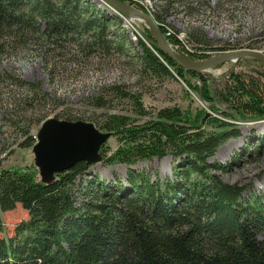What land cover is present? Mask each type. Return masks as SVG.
Masks as SVG:
<instances>
[{
	"label": "trees",
	"instance_id": "1",
	"mask_svg": "<svg viewBox=\"0 0 264 264\" xmlns=\"http://www.w3.org/2000/svg\"><path fill=\"white\" fill-rule=\"evenodd\" d=\"M175 1L179 0H165L157 12L141 8L152 14L181 54L203 59L213 51L239 48L212 46L203 32L193 29L187 38L197 46L186 51L178 33L164 23ZM27 33L57 47L76 44L84 56L116 52L131 55V60L136 57L141 72L178 77L213 113L201 107L192 114L177 106L148 112L140 95L126 86L102 87L88 98L94 107H105L110 97L129 99L138 115H148L141 122H131L125 114L106 116L97 128L114 135L118 145L110 154L100 148L103 163L133 166L170 156L175 161L172 177L129 169L125 183L118 177L104 181L92 176L76 189V181L89 168L84 161L56 173L48 183L40 181L35 166L32 170L0 166V224L2 214L17 204L28 215L11 236L0 237V264H264V194L219 176L230 164L264 156V130L251 129L231 162L211 161L221 145L242 135L241 125L264 122V68L258 59L241 58L237 64L255 61L262 70H230L217 82L223 108L213 102L209 75L184 70L160 50L146 28L142 34L151 44L139 36L137 50L122 18L92 0H0V39H5L0 47ZM6 78L41 92L39 81L0 72V81ZM29 127L21 147L36 141Z\"/></svg>",
	"mask_w": 264,
	"mask_h": 264
},
{
	"label": "rangeland",
	"instance_id": "2",
	"mask_svg": "<svg viewBox=\"0 0 264 264\" xmlns=\"http://www.w3.org/2000/svg\"><path fill=\"white\" fill-rule=\"evenodd\" d=\"M92 1L98 8L105 10L106 7L112 14L117 12L108 5H103L99 0ZM128 2L140 9L141 6H145L148 11L153 12H157L160 10L159 6L165 4V0H128ZM116 14L122 18L123 27L137 50H139L137 45L139 36L151 44L142 34L143 29L150 30L144 21L137 16H123L118 12ZM164 23L169 30L178 33L187 49L195 50L196 43L188 39L187 35L190 30L197 29L211 40L212 46L239 47L226 50L251 48L264 52V0H179L173 2L168 15L164 16ZM2 39L0 42L5 41ZM6 41L4 48L0 47V50L2 49L0 72L6 71L11 76L26 82L39 81L41 92L35 93L25 86H16L11 83L10 78L0 81L1 167L32 170L35 166L32 146L21 147L19 143L26 138L24 132L28 125L29 134L36 135L42 122L50 117L77 118L92 122L96 127L111 113L125 114L130 117L131 122L145 120L148 115H138L134 103L129 99L110 97L109 103L99 108L90 104L88 98L91 95L100 92L102 87L112 84L124 85L130 90L129 92L140 95V100L148 112L177 106L182 111L188 110L192 114L201 107L213 113L199 93L189 91L181 79L176 76H154L149 72L145 74L136 64L137 58L133 57V61L131 55L112 52L103 56H84L76 44L63 43L62 46L57 47L43 41L37 34L30 33ZM215 53L218 52L213 51L208 56ZM238 60L225 61L220 63L222 64L220 66L217 64L200 72L210 76V93L213 102L223 108L225 105L217 96L216 84L228 71L262 70L259 62L248 61L237 64ZM190 80L196 82L195 79ZM28 99L33 100L29 102ZM41 118L44 120L40 122ZM240 129L242 135L229 139L221 145L211 161L222 164L231 162L234 154L243 146L244 138L249 131L254 129L256 132H262L264 122L241 125ZM117 145V138L110 133L109 138L100 148H103L106 154H110ZM174 164L175 161L170 156L141 161L133 166L107 165L101 161L89 165L86 175L79 178L74 186L77 189L81 180L84 184L83 180L92 176L104 181H114L118 177L125 183L126 172L129 169H150L163 179L166 176L172 177ZM219 176L225 182L249 186L250 192L264 194V156L257 160L242 159L238 165L230 164L226 172L219 173ZM27 216V211L20 204L4 212L0 224V237L11 236L15 225Z\"/></svg>",
	"mask_w": 264,
	"mask_h": 264
},
{
	"label": "water",
	"instance_id": "3",
	"mask_svg": "<svg viewBox=\"0 0 264 264\" xmlns=\"http://www.w3.org/2000/svg\"><path fill=\"white\" fill-rule=\"evenodd\" d=\"M99 1L115 7L122 14L126 13L127 8L138 14L150 27L160 49L187 70L201 72L229 59L238 60L245 57L258 59L264 64V52L251 48L223 51L199 61L186 60L170 49L151 17L120 0ZM109 136L110 132L98 129L92 122L69 121L54 117L45 119L37 130L36 142L31 148L40 181L51 182L56 173L68 170L79 161H84L87 165L100 162L102 160L100 146Z\"/></svg>",
	"mask_w": 264,
	"mask_h": 264
},
{
	"label": "bare ground",
	"instance_id": "4",
	"mask_svg": "<svg viewBox=\"0 0 264 264\" xmlns=\"http://www.w3.org/2000/svg\"><path fill=\"white\" fill-rule=\"evenodd\" d=\"M120 1H122L123 3H125V4H127L129 7H133V8H135V9H137L138 11H140V12H142V13H144V14H146V15H148L149 17H151L152 18V21H153V23L159 28V30L161 31V33H162V35L165 37V39H166V41H167V43L169 44V47H170V49L171 50H173L177 55H179V56H181L182 58H184V59H186V60H191V61H199V60H201V59H191V58H188V57H186L185 55H183V54H181L180 52H178L179 51V49L178 48H180V47H178V45H171L169 42H168V40H167V38H166V36H165V34L162 32V30L160 29V27H159V25H158V23L155 21V19H154V17L149 13V12H146V11H144V10H142V9H140V8H138V7H135L133 4H131V3H129L128 2V0H120ZM100 2V1H99ZM100 3H102V2H100ZM102 4H105V3H102ZM106 5H108V4H106ZM109 6V5H108ZM110 8H112L114 11H117L118 13H120V14H122V12H120L118 9H116L115 7H113V6H109ZM128 9H130V8H127L126 10V13H123L122 15L123 16H137L138 17V19H141L142 21H144L145 23H146V21L144 20V19H142L138 14H136L135 12H132L131 10H128ZM116 12V13H117ZM146 25L148 26V24L146 23ZM148 28L150 29V27L148 26ZM150 31H151V29H150ZM151 33H152V31H151ZM152 36H153V33H152ZM153 38H154V36H153ZM154 40L156 41V39L154 38ZM156 43H157V41H156ZM157 46H158V43H157ZM184 47H185V49H186V51L188 50L189 52H191V51H193L192 49H187L186 48V45H183ZM159 47V46H158ZM160 48V47H159ZM161 50V49H160ZM177 50V51H176ZM162 51V50H161ZM225 51H231V50H225ZM221 52H223V51H221ZM165 53V52H164ZM218 53H220V52H218ZM168 55V54H167ZM169 56V55H168ZM210 56V55H209ZM170 57V56H169ZM207 58V57H206ZM246 58V57H245ZM250 58V57H249ZM174 60V59H173ZM203 60V59H202ZM230 61H236L235 59H229ZM229 60H227V61H229ZM175 61V60H174ZM260 61V60H259ZM176 62V61H175ZM261 62V61H260ZM223 63V62H222ZM262 63V62H261ZM178 64V63H177ZM220 64V63H219ZM263 64V63H262ZM179 65V64H178ZM179 66H181V65H179ZM182 67V66H181ZM183 68V67H182ZM184 70H187V69H185V68H183ZM191 71H195V70H191ZM196 72H198V71H196ZM55 118V117H54ZM36 136V135H35ZM36 142V141H35ZM34 142V143H35ZM102 161V160H101ZM100 161V162H101ZM40 177V176H39Z\"/></svg>",
	"mask_w": 264,
	"mask_h": 264
}]
</instances>
